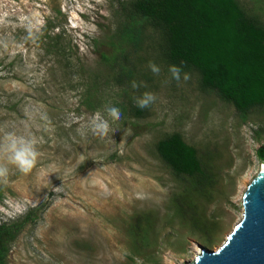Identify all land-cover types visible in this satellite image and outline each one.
<instances>
[{"label":"rangeland","instance_id":"rangeland-1","mask_svg":"<svg viewBox=\"0 0 264 264\" xmlns=\"http://www.w3.org/2000/svg\"><path fill=\"white\" fill-rule=\"evenodd\" d=\"M235 2L264 27V0ZM118 9L116 0H0V139L7 132L31 138L38 152L27 174L9 165L0 225L41 206L6 264H188L204 243L207 251L222 245L241 219L242 196L261 166L264 108L243 120L201 91L197 73L183 68L190 78L182 73L177 82L155 39L129 52L131 77L114 82L98 52L110 54ZM133 80L147 87L133 89ZM146 91L156 101L140 109L134 97ZM109 102L119 120L103 112ZM98 111L110 125L104 137L87 127ZM173 134L197 151L211 184L178 178L160 160L156 145ZM149 214L156 248L147 257L134 235Z\"/></svg>","mask_w":264,"mask_h":264},{"label":"trees","instance_id":"trees-1","mask_svg":"<svg viewBox=\"0 0 264 264\" xmlns=\"http://www.w3.org/2000/svg\"><path fill=\"white\" fill-rule=\"evenodd\" d=\"M116 1L121 19L108 38L110 54L98 52L99 65L111 71L114 82L120 84L131 77L125 65L129 52L139 50L147 39H155L153 48L164 63L197 73L201 91L231 104L241 119L253 109L264 108V27L245 15L235 0ZM156 152L176 177L194 179L201 188L211 184V174L204 170L197 151L180 135L158 142ZM255 157L264 164V148H258ZM202 193L201 197H209ZM176 202L180 204V200ZM39 210L41 206L20 220L0 225V264H6L12 243ZM197 217L191 220L194 227ZM141 219L143 224L135 226L136 247L149 257L156 248L151 227L156 218L149 214ZM203 245L205 250L209 247L208 242Z\"/></svg>","mask_w":264,"mask_h":264},{"label":"water","instance_id":"water-1","mask_svg":"<svg viewBox=\"0 0 264 264\" xmlns=\"http://www.w3.org/2000/svg\"><path fill=\"white\" fill-rule=\"evenodd\" d=\"M240 221L214 251L200 252L188 264H264V169L242 196Z\"/></svg>","mask_w":264,"mask_h":264},{"label":"clouds","instance_id":"clouds-1","mask_svg":"<svg viewBox=\"0 0 264 264\" xmlns=\"http://www.w3.org/2000/svg\"><path fill=\"white\" fill-rule=\"evenodd\" d=\"M148 68L155 75L160 73V68L152 61H149ZM169 72L174 80L177 82L181 80L183 73L182 67L171 65ZM189 78L187 73H183V79L185 81ZM131 86L133 89L147 87L144 82L141 81L138 83L135 80L131 82ZM155 101L156 95L147 91L140 97H134V103L140 109L148 108ZM103 112L112 120H119L122 115L121 110L112 105L111 102L104 106ZM87 127L94 135L100 137L107 136L110 131L108 119L99 111L90 117ZM81 134L83 135L84 133L81 132ZM37 156L38 152L33 139L17 136L13 132L5 133L3 138L0 139V184L6 185L8 182L10 175L9 165L14 166L20 173L27 174L34 167Z\"/></svg>","mask_w":264,"mask_h":264},{"label":"bare ground","instance_id":"bare-ground-1","mask_svg":"<svg viewBox=\"0 0 264 264\" xmlns=\"http://www.w3.org/2000/svg\"><path fill=\"white\" fill-rule=\"evenodd\" d=\"M260 167L264 169V164H261V166H260Z\"/></svg>","mask_w":264,"mask_h":264}]
</instances>
